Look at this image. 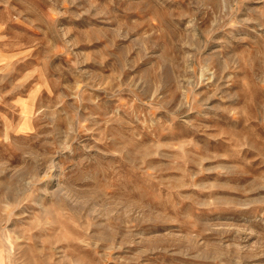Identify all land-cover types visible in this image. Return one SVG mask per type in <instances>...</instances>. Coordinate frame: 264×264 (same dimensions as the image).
I'll use <instances>...</instances> for the list:
<instances>
[{"label":"rangeland","instance_id":"rangeland-1","mask_svg":"<svg viewBox=\"0 0 264 264\" xmlns=\"http://www.w3.org/2000/svg\"><path fill=\"white\" fill-rule=\"evenodd\" d=\"M0 264H264V0H0Z\"/></svg>","mask_w":264,"mask_h":264}]
</instances>
